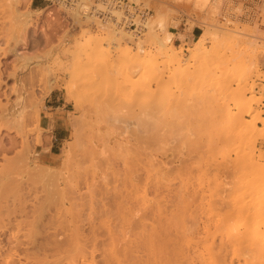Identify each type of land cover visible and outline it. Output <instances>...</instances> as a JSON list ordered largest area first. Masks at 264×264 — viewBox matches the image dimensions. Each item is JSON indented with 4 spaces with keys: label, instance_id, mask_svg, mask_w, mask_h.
<instances>
[{
    "label": "rangeland",
    "instance_id": "1",
    "mask_svg": "<svg viewBox=\"0 0 264 264\" xmlns=\"http://www.w3.org/2000/svg\"><path fill=\"white\" fill-rule=\"evenodd\" d=\"M54 1L55 0H18L15 3V5L18 6L20 12H29L32 18L31 24L29 25V29L26 33V47H23V49H21L20 38L22 37H20L19 30L15 27L16 23L12 21V19L5 11L6 8L4 0H0V49H11L13 47H16V49H19L18 53L21 54L20 57L17 58L12 54H8L6 57H3V55L0 53V69L2 73L0 75V80H2L1 82H3L0 84L2 86V89L0 86V94L4 92V95H0V102L4 103L6 102L5 99H10L9 102L18 104V112L21 111L23 114V119H25L22 120L21 123L23 129H19V131H17L18 126L14 125V121H12V124L14 125L13 126L11 124V120L6 121L7 123L0 120V133H8L11 138L15 139V149L9 150V153L7 152L6 157L11 158L15 155L16 151L22 150L25 145H28L31 149L33 160L36 162V164L40 166L46 165L57 169V173L55 174V176L46 180L44 177L38 176V174L31 168L21 166L16 168L14 166L8 165V163L0 161V205L6 206L7 209H12L18 208L20 207V205L25 204L27 209V215L19 214L16 212L13 213L11 211L7 212L6 209H2L3 212H1L0 214V219L4 225L2 224V227L0 229H2L3 231L0 230V232L4 234H0V244H4V246L7 247L8 243V246H10L12 242L17 243L21 241L24 245H26V248L29 247V249L27 250L28 255H32L30 257H33V259L28 258L27 261H30L31 263L33 262L32 264H51V262L54 261L53 258H56V254L53 251L52 253L54 254H52L51 252H49L50 250L45 252L41 250L39 251L37 250V247L33 246V244H40V242H43L42 245H46L48 240L46 241V239H44L46 243L45 241H43L44 234H36V236L30 238L29 229L32 228V223L36 227L41 226L42 232L45 231V234L65 232L66 235L65 233H63V235H65L64 238L67 237V239L71 236V234L74 233H71L74 229L75 232H81L85 230L87 231L89 227H93L95 230L94 233L96 234L95 236H99L97 237L98 246L96 247L97 251L95 252V256H97L100 254L99 252L105 251L108 248V243L106 241L109 240L108 238L111 236V234L109 232V235H107V233L111 229L112 231H117V234L115 232L117 236L115 234L112 235L116 236L115 238L118 237V231L123 230V233L119 234V237L117 238L118 240L115 238L113 239V237L111 236L112 240H117V242H121L120 244H126L125 242L130 241V238H132L131 240L135 239V235L138 231L133 227V216H137V212L139 210V212H141V209H145L147 205L149 208V204L151 205L150 207H152V205L157 207L156 200L158 201V199H155V196L157 195L160 199L158 201L159 203L157 202L158 206L160 204V207L158 208L159 210H163V212L160 211L159 213L161 215L165 213V216L168 215V213H172L169 212V209L170 211H173L174 209L176 213L173 211L175 214L172 213L171 215H175L177 218V212L179 213L181 211V213L178 214V219L181 218L180 222H182L183 225L181 226V223L179 222L180 226L183 227H180V232L183 234H189V236L188 234L186 235L189 240L186 239V236L183 237V234L181 236L179 235L180 233L176 234L177 229H174L175 227L173 228V224L177 222V224L179 225L178 219H176V222L173 221V224L171 222V228L175 230V232L171 230V228L169 227L170 225H168L169 223H166V221H169L166 220V217L168 216L164 217L165 223L163 221V215L162 218L159 219V226L162 225V227H164V224H166L168 227L165 225V229L170 228L169 230L171 232H169L168 234L170 235L171 233V236H168V239H171L172 237L178 240L179 243L175 239H173V243L177 242L180 245V248L176 246L177 244L175 245V248L178 247L180 251L178 248L176 250L181 253V250L184 249L183 252L186 254L189 253V256L191 254L190 257L192 258L191 259L190 257H188V255H186L185 257L183 253H181L182 255L179 253L180 255H178L184 256V258L180 257L183 258L180 259L179 257H175L174 260L177 258L178 260H180L181 264H193L195 262V264H197L199 259L196 260V257H199V255L195 252H199L203 245L201 243L203 242L201 241L202 239H199L205 236L202 235L205 234L204 230L206 228H208L209 230L212 228L211 231H213L214 226L216 227L221 219L229 222L228 225H232V223L236 222V220H238V222L240 221V217L234 212V208L236 206H233V196H237L238 193H240L241 181L238 179H241L240 177H242L246 173V169L243 170L242 168H240L239 171V168H231L228 162L230 161V159H233L235 157L234 155L236 151L233 152V149H235V147H233V144L231 145V143L230 145H228L229 141L226 142V139L225 142L223 140H220L223 138V136L227 135H224V133L221 132H225L224 129H222L223 126H225L224 128H228V126L226 125H230V121H228L226 118L230 117L228 116L230 113L231 117H234V121L236 123H234V125H230L234 128L230 129L232 127L229 126L230 128L228 129L230 131H228L227 129L225 133L228 132L229 134L230 132L231 134L232 132L233 134L235 127H239L238 130H235L234 134H236L237 132H241L244 137L247 135V133L244 132L246 134L245 135L243 133V129L253 121V119L255 118V114H258L259 123L257 124L256 131L249 132L248 137L250 140H248L250 142L246 140L244 142L245 145L243 144V146H248V143L254 144L256 154L260 156V162L263 163L264 166V135L260 134L264 131V0H129L135 3H145L144 5H147L152 11L147 29L142 33V35H139L140 37H137L140 41L143 42L144 47L147 50H151L152 52H154V50H156V48L158 47L156 39L165 40L167 42L168 48H171L175 52L181 51V55L187 65V67L185 65L183 66L187 68V73L183 70H180V72H184L185 76L183 77H186V75L188 76V85L187 83H184L185 81L181 80L182 75L180 74V77L178 75L180 73L178 70L180 68L182 69V67L177 65L178 67H180L178 68L176 65H174L173 67H170V69L165 71V75H168L170 73L172 75V73H174L175 77H179V81L178 78L177 80L176 78H174L175 82H173L174 79H172V84L170 86L165 85V88L161 86L162 88L157 89V91H154L156 90V86H154V84L151 88V90L155 92V96H157L158 94H166V96H169V101L173 100L172 103L174 102V105H170V107L172 108L168 107L166 108V110H164L165 108H161L162 111L160 110V113L159 110H155V112L153 111V114L156 115L155 117H161L160 114L162 113L161 118L163 120L165 119L166 122H168V120H171L174 126L171 131L169 127H167L168 129L166 128L168 131H170H167L168 134L164 131L165 127L164 130L161 131L164 132L163 134H165L166 137H168L165 138L166 141L164 142V144H161L160 141H162V139L164 138V136L162 137L163 134L161 133L162 138L160 137L161 139H158L160 143L158 144L161 145L160 147L162 148H159L157 146L158 144H155L158 141L157 139L153 140V143L155 142V145L153 143H151L150 145V141L153 138L151 139L150 136L146 137V135L152 136L154 134V131H151V123L153 122V119L151 120L150 116H146L143 119V126L141 124L138 125L137 122H130V120H127L129 123L127 121L121 122L123 123V126L121 125V127H124V123L127 124L125 125L126 129L123 128L122 130L120 127V130L118 128H114V131H110L109 127L111 128L112 126L107 125L108 128L105 124L103 126V122L113 114H109L110 112H112V108L116 109H114V111H116V113H114L115 116H120L118 117V119H121L122 116L126 118L125 115L127 112L133 113V111H130L131 108L134 109V112H139V108L144 107L145 102H147L151 96L153 97L154 94H149L150 91L148 93H139L136 91L137 94H135L136 92L134 91V93L132 90L128 89V87L126 90L125 82L123 84L122 80V69L124 66L121 65L122 67L119 69L120 64L116 62H114V64H116L117 66L115 65L114 68L117 67V69L120 70L117 71L116 69V71L114 72L115 74L117 73L116 76L112 73L113 76L110 74L109 75L113 78L109 76L110 80H104V78L101 77H99L98 79V76L95 77V75L94 81L93 74H89V72H86L84 69V56L75 54L74 49L75 47H79L85 43L88 34H96L101 31H106V34L108 36H113V33L111 30L103 26H98V24H95L91 21H88L87 24L83 23L81 26L78 25L65 12V8H63L60 3L58 4ZM179 17H186V20L181 24V27L178 26L180 23ZM96 20L99 21V19L95 18V22ZM108 25H110L115 30H117L118 28L117 25H114L110 22L108 23ZM64 32H66V35L63 34ZM197 43L202 44V47L204 49L203 54L199 56L195 55V48L197 46ZM128 44L132 47H135L134 40L128 41ZM76 50H78V48ZM224 54L227 57H229V55L227 54H230V57L225 60ZM40 55L45 57L46 59L43 58L42 60L38 61L37 57ZM97 56V58L94 57L92 61L94 66L98 65L97 62L102 60L101 58L104 57L102 55V57L99 58L101 54H98ZM27 57L32 59L29 61L25 59ZM104 60L105 59H103V61ZM224 60L225 62H223ZM100 64L98 66L102 65ZM237 66H239L240 69ZM19 68L23 69L19 71L16 82L13 79H10V76L7 77V75L12 73L14 70H20ZM203 68L205 71L203 70ZM209 68L211 69L209 70ZM124 70L127 71L126 69H123V71ZM138 70L133 69V71H135L133 73H135L136 76L138 74ZM212 70L215 71V74ZM209 71L210 73H212L210 74ZM128 72L130 73L132 72V70ZM145 72L147 73L145 74ZM148 72V69L139 70V73L141 75L145 74L146 79L148 77ZM207 73H209V77H207ZM135 75L131 78H134ZM211 75L212 77H214V80H212ZM142 77H144V75H142ZM100 78L104 81L103 83H100ZM149 78L150 77H148V79ZM208 78L211 80L210 82L208 81ZM94 83H96L95 87L98 83L101 86L91 88ZM50 84L52 85V89L46 92L44 95L45 90H47V87ZM183 85L185 87H183ZM228 86H231V88L234 89L235 93L244 92L246 95L245 100L243 102H239L237 99L234 100L233 98H231L230 95V98L226 97L224 91ZM13 87H15L14 90L12 89ZM123 89H125L127 93H125V90ZM183 92H185L187 96ZM138 93L142 97L147 95L146 97H148V99L146 98V100L144 97L146 101L144 100L145 102L143 103L141 100H139L140 104H138V97L136 96L139 95ZM145 93L147 94L145 95ZM167 93L170 95H167ZM109 98H114L111 99L112 108L110 109V111L107 109L109 107V104H107ZM157 98L160 99V96H158ZM39 99H41L42 104H40V106L35 109L36 102H38ZM248 102L250 103V105H252V108L254 110V112L250 115H246L245 112L243 113V111L246 110V107L248 106ZM107 105L108 107L106 108ZM139 105L141 106L139 107ZM105 108L108 111L103 110ZM35 110L39 111L35 112ZM126 110L128 111L126 112ZM141 110L142 109H140V111ZM123 112H125L124 115ZM132 113H127V115H130L131 117ZM113 117L114 116L112 115L111 118L113 119ZM112 119H108V121ZM145 119H148L149 123L148 121L146 123ZM102 120L104 121L102 122ZM224 120L225 123L228 121L226 125H223ZM135 123L138 126H135ZM9 125L13 126L14 128L12 127L11 129H9ZM131 127H134V129H132L133 131H135L136 129V131L141 132L139 133V135H136L138 133L135 132L133 136H142L145 132L144 136L146 137V139L148 138L147 140H150L148 145L147 143L145 144L147 140L141 137L137 138L142 139L141 141H145L143 143L148 146L147 148L151 146V148H153V145L155 146L154 148H156V150L151 148H149L151 150H146L147 148H145L144 145V151H146L143 152V154L145 155L146 153H148L149 157L152 158V161L154 162L155 160L154 163L158 162L159 164V162H161V165L165 169L170 166V163H173L172 165L174 168L172 167V165L171 168L172 170L174 169V171L172 172L171 169H167V171L161 170L165 174L156 173L155 170L158 169L160 171V169H163L161 168V166H159L160 164L154 165L155 167L153 165H150V167L152 166V169L146 168L145 164H147V161L145 162V160L148 158L146 156L147 154L145 155L147 158L145 156L143 158V154H141L142 158H140L141 160L144 159L143 161L145 163L143 166L147 170H145V168L142 166V161L138 164L139 166L141 164V166L139 167L140 171L149 173V170H153V167L155 168V170H153V172L155 173H149V176L147 173H145L147 175H145L144 173H142L143 175L140 174L141 172L138 168L137 172L139 173L136 172L137 175H140L141 179L144 177L143 179L145 180L144 183L143 180L141 183V179L139 178L140 176H137L140 180L138 178V180L133 179L136 177V174L133 175L134 173L131 175V172H128L130 174H127L128 177L130 176L128 178L126 173H123V171L125 172L128 165L124 167V165L122 164L121 166L119 161L117 163L119 170L116 166L114 167V172L116 170H118L117 172H120L119 174L115 172L116 174H114V176L120 175V173H122L123 177L124 175H126L124 177L125 179H130V182L128 181L127 183V180L125 179H123L124 181L122 180L123 182H121V178L120 180H117L115 179L116 176L113 179L109 178L111 176L113 177V175H108L109 177H106V180H109L110 182L111 179V182H108L107 184V181L105 180V184L101 177L102 180H100L101 183L99 184V180L97 178L99 177L100 179V175L96 177V180H98L97 184L100 185V187L98 186V188H96V192L102 191V189H105V187L106 189H112V187L115 186L114 188L120 189L118 190L119 192H124V190L126 192L127 190L126 193L129 192V196L126 193H123L124 195H126V198L117 202L102 200L101 196L97 197V195L94 198L90 199L89 197H87V194L91 189V176L90 174L85 175L84 170L87 169L89 171L92 167H94V160L92 159L91 155L90 157L88 156V152L91 150L95 151V154L97 155L95 160L100 159L101 161L102 159L103 162L105 160L104 156L105 158L106 156L108 157L106 159H110V154H113V151H116L115 149L119 141L122 142L123 145V141L126 138L132 139V135L131 133H129L130 129H127ZM162 128L159 129L161 130ZM143 129L146 130L143 131ZM159 129L158 131L160 132ZM220 129H222L223 131H220ZM132 130L131 132H133ZM117 131L118 133L120 132L119 137L117 136ZM148 131H150L149 134ZM112 132L115 133L117 137L115 135L111 136L110 134H112ZM151 132L152 134H150ZM213 135H216L215 137L217 138L218 136H222V138H218L217 140V138H215ZM248 137H245V139H247ZM120 138H122V141ZM131 139L128 140L130 145L127 141H125V143L127 142L129 146H131V143H134L135 145H132L136 146V140L134 142V139ZM112 141L117 145H114ZM183 142L185 143V145ZM211 142L212 145L215 144V147L210 146ZM39 143L41 144L38 145ZM119 144L121 145V143ZM123 146L121 147L125 148ZM132 147L128 149L129 151L130 149L131 151L135 150L133 151L135 153L136 148L133 147L132 149ZM208 147H211L210 150H212L210 151ZM226 147H228V149ZM68 148L71 149L70 155L67 161L63 162L61 159L62 150H67ZM215 148H217V150ZM105 149L107 152L103 151ZM119 149L121 148H117L118 151L116 152V154L114 153V155H112L114 157L111 156V162L114 158V162L118 161V159L121 158L119 157L120 155H118L119 153L121 154V152H119ZM161 149H164L165 152ZM206 149L209 151L207 152ZM125 150L126 149H123V151L121 150L122 153ZM148 151L153 152L150 153ZM154 151L156 152V154H154ZM101 152H105L110 156L106 155L105 153L101 154ZM124 153L123 155L125 156ZM128 153L130 155V152H127L126 154ZM134 153H131L132 157H134V155H132ZM206 154L208 157L206 156ZM117 155L119 158L117 157ZM87 156L88 158L86 159ZM126 157L128 158L130 156L127 155ZM229 157L230 159L226 160ZM131 159L129 158L130 161ZM129 160L127 159V162ZM149 160L150 159H148V161ZM223 160L226 161L223 162ZM164 161L167 163L170 162L168 164L169 166H167ZM221 163H226L223 165L227 167L224 168ZM229 166L231 169H228ZM121 167H123L124 169ZM128 167V169H130L131 165ZM120 168L123 170H121ZM199 169L202 170L200 171ZM203 171L206 172L203 173ZM109 172L111 171L109 170ZM154 174L157 175V179ZM122 175L120 176L122 177ZM161 175H164V177H162ZM147 176L151 178L153 177L156 180H158L159 177L160 179L163 178L160 182L161 186H163L164 183L165 185L168 184L167 186L169 187V190L166 189L165 192L164 189L167 186L164 185V189L160 187V190L162 189L161 191L159 190L161 192L160 197V192H157V194H155L154 192L153 195V191L151 192V189L153 190L152 186H154L155 181L153 178L152 180H150V178H148ZM165 176H167L168 178ZM116 178L119 179V176ZM149 181H154V183L152 184L150 182L149 184ZM138 182L141 183V185L144 184L148 187L140 185V188H138L137 191V188L133 190L136 185L135 183L139 185ZM132 183H134V186ZM131 185L133 186V188L131 187ZM239 186L240 189L238 188ZM144 187H146L148 190ZM129 190H132V192ZM141 190L142 192H140ZM177 191H179L180 193L182 192L181 196H183V198H181L180 195L179 197L182 200H185V202L182 200L179 201L177 195L180 193ZM197 191H200L201 193H198ZM167 192H169L170 198L166 197L167 199L165 200V198H163L165 196L162 195L168 196ZM193 194H195L194 196H196L194 197V199L192 198ZM141 195L145 197H142ZM186 195L191 197L192 201H190V199H188L189 197H186ZM82 196L83 198L81 199ZM139 196L141 197L139 198ZM244 196V198H247V200L245 201H248L247 195ZM154 200L155 203L153 202ZM181 201L182 203L180 205ZM152 202L154 204H152ZM102 204H105V207H103ZM162 205L168 206V210L165 206L161 208ZM171 206H174V208ZM39 208H42V210H40ZM99 208H106L108 210V213L101 214V212H94L100 211ZM164 208H166L165 210H167L168 213L167 211H164ZM36 209L38 210L37 212ZM148 211L151 212V215H154L156 213L155 210L154 213L150 209H148ZM74 212L75 214H78L80 212L79 216L77 215V218H75V216H72L74 215ZM40 213L44 215L45 218L43 217V219L45 221L43 219H40V222L38 218L39 216H36V218H34L35 215H38ZM181 214H183V217ZM1 215H4L5 217H2ZM7 215H9V218L7 217ZM90 215H93L94 218L92 217V219H90ZM180 215L181 217L179 218ZM40 218H42V216ZM130 219L131 222H129ZM251 219L253 218H250L248 223L258 220L257 218H254L253 221ZM173 220H175V218ZM148 221L150 222L151 220ZM177 224L175 225L176 227ZM58 228H60L61 230L59 231ZM165 229L161 230H163L164 232ZM186 229H188V232ZM167 232H165L164 235H166ZM27 235L29 236V238ZM63 235L60 234L59 237L61 238L63 237ZM122 235L123 237H121ZM162 237L164 236L162 235ZM7 238L9 239V242ZM182 238L183 240L185 239L183 242L181 240ZM34 239H36L35 242L29 244V242ZM186 240H188L189 242ZM198 241H201L199 243L200 245L198 244ZM171 242L172 240L170 241V243ZM185 242L188 243V245ZM173 243L172 245L175 244ZM14 244L12 246H14ZM185 244L187 245V247L185 246ZM22 245L21 248L24 247ZM132 245L134 246V244ZM193 245H195L196 247H194ZM187 248H189V252ZM185 250L187 252H185ZM190 251H192L193 253H190ZM15 253L19 252L15 251ZM70 253L71 252H69V254L67 253L68 256H70ZM67 254L65 252L60 253L59 257L62 262H66L64 259L65 257L67 259ZM139 254L140 256H146L145 252L143 254V251H140ZM46 255L47 257H45ZM193 255L194 257H192ZM63 256L65 257L63 258ZM15 257L16 255L13 256L14 259H16ZM21 257L22 255L20 256V258ZM31 259L34 261L36 260V263H34V261H32ZM21 261H25L24 258H22ZM175 261V264H180V262H178L177 260Z\"/></svg>",
    "mask_w": 264,
    "mask_h": 264
},
{
    "label": "bare ground",
    "instance_id": "2",
    "mask_svg": "<svg viewBox=\"0 0 264 264\" xmlns=\"http://www.w3.org/2000/svg\"><path fill=\"white\" fill-rule=\"evenodd\" d=\"M18 0H4V3H5V8H6V12H7V14H8V16L12 19V21L13 22H15L16 24H15V27H16V29H18L19 30V33H20V37H22V38H20L21 40H20V43H21V45H20V48L21 49H23V47H26V33H27V31H28V29H29V25L31 24V16H30V14H29V12H23L22 13V11L20 12V10H19V8H18V6H16L15 5V3L17 2ZM24 1V0H23ZM131 4H132V8L134 9H136V6H138V7H141V8H137L136 10H134V11H136V14H137V17L139 18V21H140V24L143 26V31L141 32V35H142V33L147 29V25H148V22H149V20H150V18H151V15H152V11H151V9L147 6V5H144L142 2H139V3H135V2H133V1H129ZM62 6H63V8H65L64 10H66L65 12L74 20V22H76L78 25H82L83 23H86L87 24V22L88 21H91V22H94L95 24H98V26H103V27H105V28H107V29H109V30H111L112 31V33H113V36H108L106 33V31H101V32H99V33H96V34H88V36H87V40L85 41V43L83 44V45H81V46H77V47H75V49H74V52H75V54H77V55H83L84 56V60H85V63H84V69H85V71L86 72H89V74H93V78H94V76L95 77H97L98 76V79H99V77H101V78H104V80H110V77H112L113 75H112V73L116 76L117 75V73L115 74L114 72L116 71V69H117V67L116 68H114V66L116 65V64H114V62H116V63H119L120 64V66H119V69L122 67L121 65H123L124 67H123V69H126L127 71H123V69H122V72H123V84H124V82H125V85H126V90H127V87H128V89H130V90H132L133 92L135 91H137V92H139V93H144V92H149L150 91V93L149 94H154L155 92L154 91H157V89H161L162 87L163 88H165L166 86L165 85H171L172 83V79H174V78H176V80H177V78H178V81H179V77H180V74L182 75V78H181V80L182 81H185L184 83H187V81L189 80V78H188V76L186 75V77L188 78H186V77H183V76H185V74H184V72H180V70H183V71H185L186 72V70H187V68H185V67H183L184 65L187 67V65H186V62H185V60L183 59V57H182V55H181V51H177V52H175V51H173L171 48H168V46H167V42L165 41V40H162V39H156L157 41V43H158V47L156 48V50H154V52H152L151 50H147L145 47H144V45H143V42L142 41H140L139 40V38H137V37H140V36H138V35H136L135 33H133L134 31H130V30H123V28L122 29H120V27H118L117 28V30H115L114 28H112L110 25H108V23H103V22H100V20L98 21V20H96V22H95V18H92V17H90V18H88L87 16H86V14L85 13H83L84 12V10L86 9V6H84V5H82L81 6V3L79 2V0H74V3L73 4H66V3H62L61 4ZM149 10V14H147V12L146 11H148ZM93 20V21H92ZM98 21V22H97ZM89 24V23H88ZM91 24V23H90ZM86 26V25H85ZM67 32V31H66ZM66 32H64L63 34L64 35H66L65 33ZM134 37V38H132V37ZM132 40H134V43H135V47H132V46H130L129 44H128V41H132ZM78 48V50H76ZM18 48L16 49V47H13V48H11V49H0V53L3 55V57H6L8 54H12V55H14V56H16L17 58H19L20 57V53H18ZM203 52H204V49H203V47H202V44H200V43H197V46H196V48H195V55H202L203 54ZM98 54H101V56H99V58L100 57H102V55L104 56L103 58H101L102 60H100V61H98L97 63H98V65L100 64L101 66H98V65H96V66H94L93 65V59H94V57H96ZM225 55V54H224ZM227 55H229V57H230V54H227ZM236 56V55H235ZM234 56V57H235ZM98 57V56H97ZM96 57V58H97ZM227 56L225 55V57H224V59L226 60V59H228L229 57H227ZM46 59L45 57H43V56H38L37 57V59H38V61H40V60H42V59ZM25 59H27V60H31L32 58H25ZM103 59H105L104 61H103ZM225 60L223 61V62H225ZM38 61H37V63H38ZM95 61V60H94ZM101 61H103V62H101ZM240 64H241V62H240ZM0 65H1V62H0ZM4 65V64H3ZM2 65V66H3ZM107 65V66H106ZM174 65H178V66H180V67H182V69L180 68V67H178V68H180L178 71L180 72L178 75H179V77H175V74L174 73H172V75H171V73L170 74H168V75H165L166 73H165V71L166 70H168V69H170V67H173ZM239 65V64H238ZM103 66H106V67H103ZM117 66V65H116ZM161 66V67H160ZM109 67V68H108ZM163 67V68H162ZM206 67V66H205ZM208 67V66H207ZM238 68H239V66H237ZM115 70H114V69ZM183 68H185V69H183ZM232 68H234V67H232ZM20 70H14L12 73H10L9 75H7V77H11L10 79H13L15 82L17 81V78H18V73H19V71H21L23 68H19ZM119 69H117V71L119 70ZM133 69H139V70H149V72H148V74H147V76L148 77H150L149 79H148V77H147V79L145 78V74L147 73V72H145V74H142V75H144V77H142V75L139 73V70H138V74H137V76L135 75V73H133V72H135V71H133ZM165 69V70H164ZM206 69V68H205ZM211 68H209V70H210ZM240 69V68H239ZM132 70V72H128V71H131ZM203 70H204V68H203ZM202 70V71H203ZM232 70V69H231ZM120 71V70H119ZM150 71H151V73H150ZM205 71V70H204ZM213 71V70H212ZM233 71V70H232ZM208 72V71H207ZM119 73V72H118ZM131 73H133V74H131ZM149 73H150V76H149ZM187 73V72H186ZM209 73H210V71H209ZM209 73H207V77H209ZM212 73V72H211ZM210 73V74H211ZM213 73L215 74V71H213ZM2 73H1V69H0V75H1ZM112 75V76H110V75ZM205 74H206V72H205ZM135 75V79L134 78H131V77H133ZM110 76V77H109ZM118 76H119V74H118ZM121 76V75H120ZM214 76V75H213ZM92 77V76H91ZM100 78V79H101ZM113 78V77H112ZM119 78H121V77H119ZM211 78H212V80H214V77H212V75H211ZM1 79V78H0ZM133 79V80H132ZM187 79V80H186ZM207 79V78H206ZM209 79V78H208ZM92 80V79H91ZM94 81H95V78L93 79ZM180 80V81H181ZM2 80H0V84L1 83H3V82H1ZM181 81V82H182ZM209 82L211 81L210 79L208 80ZM91 82H93V81H91ZM98 82V81H97ZM103 83L104 81L101 79L100 80V83ZM173 82H175V79L173 80ZM214 82H216V81H214ZM89 83H90V81H89ZM170 83V84H169ZM180 83V82H179ZM183 83V82H182ZM217 83H219V82H217ZM220 83H221V81H220ZM5 84V83H4ZM95 84L96 83H94V85H92L91 86V88H96L97 86H101L99 83L97 84V86L95 87ZM154 84V86H156V90H154V91H152L151 90V88H152V85ZM181 84V83H180ZM187 85H188V83H187ZM186 85V86H187ZM222 85H223V83H222ZM1 86V85H0ZM122 86H124V85H122ZM162 86V87H161ZM182 87V86H181ZM183 87H185L184 85H183ZM14 88L15 87H13L12 89L14 90ZM125 88V87H124ZM155 88V87H154ZM1 89H2V86H1ZM0 89V90H1ZM52 89V85L50 84L48 87H47V90H45V92H44V95H45V93L46 92H48L49 90H51ZM184 89H186V88H184ZM3 90H5V89H3ZM2 90V91H3ZM123 90H125V89H123ZM125 90V93H127V91ZM128 92H129V90H128ZM132 92V93H133ZM134 92V93H135ZM137 92L135 93V94H137ZM225 92V94H226V97H229V95L231 96V98H233L234 100L235 99H237L239 102H243L244 100H245V93L243 92V93H235V91H234V89H232L231 88V86H228L227 88H226V90L224 91ZM7 93V92H6ZM130 93H131V91H130ZM138 93V94H139ZM147 93H145V95L147 94ZM185 95H186V93L185 92H183ZM183 94V95H184ZM0 95H4V92H2V94H0ZM143 95V94H142ZM167 95H170V94H168L167 93ZM183 95H182V97H183ZM207 95V94H206ZM137 97H138V102H139V100H141L143 103L148 99V97H146V96H144L145 97V99H144V97H142L140 94L139 95H136ZM139 96H140V98H142V99H140L139 98ZM149 96V95H148ZM158 96H160V99L159 98H157ZM187 96V95H186ZM150 97V96H149ZM167 97V98H166ZM168 97L169 96H166V94H158L157 96H155V94L153 95V97L151 96L150 98H149V100L147 101V102H145V106L144 107H142V108H139V112L137 111V112H134V109L133 108H131V109H133V110H131L130 109V111H133V113L132 112H127L128 110H126V112L129 114V113H132V115H131V117H130V115L128 116L127 115V113H126V115H125V117L126 118H124L123 116L121 117V119L119 118L118 119V117H120V116H118V114H117V116L118 117H116L115 116V114L114 113H116V111H114V109L112 108V103H111V99H114V98H109L106 102H107V104H109V107H108V105L106 106V108L110 111V109L112 110V112H108L109 114H112L114 117H115V119H114V117H113V119L111 118L112 117V115L108 118V119H112V120H109L108 121V119L107 120H102V122H103V126H104V124L107 126H112L111 128H112V130H111V128L109 127V129H110V131H114V128H118L119 130H120V127H121V125L123 126V123H121L122 121H129L130 120V122L132 121V122H137L138 123V125L139 124H141L142 126H143V123H144V121H143V119L147 116H150L151 117V120L153 119V122L151 123V127H152V129H151V131L153 130L154 132V134L151 136V135H146V137L147 136H150L151 137V141L150 140H147L146 139V137L144 136L145 135V132L143 133L144 135H142V136H133V134H135V132H137L138 134H136V135H139V133H141V132H138V131H136V129H135V131H133L132 129H134V127L132 128H127V129H130V131H129V133H131V135H132V139L131 140H133L134 139V142H135V140H136V146H134L135 144L134 143H131V146H129L130 145V143H129V141L128 140H130L129 138L127 139L126 137V139L123 141L124 143H125V141H127L128 142V144H127V142L125 143L126 144V146H125V144L123 143V145H122V142H118L117 144L118 145H120L119 143H121V145L120 146H118L116 143H114L115 142V140H114V142H113V144L114 145H117V147L116 146H114V147H116V151H113L115 154H116V152L118 151L117 150V148H121V149H119L120 151L119 152H121V154L119 153L118 155H120L119 157H121L120 159H118V161H116V162H114L113 160L115 159H112V162H111V158L112 157H114V156H112V155H114V153L112 154H107V153H105V152H107L106 151V149L105 150H103V151H105V152H101V154H103V153H105L106 155H109L110 157V159H106V158H108L107 156H106V158H105V156H104V164H103V162H102V159H101V161H100V159L99 160H95L96 159V157H97V155L95 154V151H93V150H91V151H89L88 153V156L90 157V155H91V157H92V159L94 160V167H92L89 171L87 170V169H85L84 170V174L85 175H87V174H90V176H91V189H90V191L88 192V194H87V197H89L90 199H92V198H94L96 195H97V197L98 196H101V198H102V200H106V201H110V202H117V201H119V200H124L126 197V195H124L123 193H126L127 192V190H126V192H125V190H124V192H119L118 190H120V189H117V188H114V187H112V189H109V188H107L106 189V187H105V189L103 190L102 189V191H100V192H96V188H98V186L100 187V185H98L97 183H98V180H99V184L101 183L100 182V180H102L103 179V181H104V183L107 181L106 179L109 177L108 175H113V177L111 176V177H109V178H113L114 179V177L116 176V177H118L119 176V179L118 178H116L115 177V179H117V180H120V178H121V182H123L124 180L123 179H125L124 177L128 174V175H130L128 172H131V175L133 174V175H135L136 174V177L135 176H131V177H135V178H133V179H137L139 176L137 175V173H139V172H137L138 171V168L141 166V164H140V166L138 165L140 162H142L143 160H141V158H142V156H141V154H143V152H145L146 150H148L149 148H151V147H149V148H147L148 146H146L145 144L147 143V145L149 144V141H150V145H151V143H153V140H155V139H159L160 137H161V135L164 133V132H161L162 130H164V127H165V133L168 131L167 129V127H169V129H170V131L173 129V123L171 122V120H168V122H166L165 121V119L163 120L161 117H162V113L160 114V116L161 117H159V118H161V119H159L158 117H155L156 115L155 114H153V111L155 112V110H159V113H160V110L162 111V109H164V110H166V108H168V107H170V105H172L173 103H172V101L173 100H171V101H169V99H168ZM172 97V96H171ZM185 97V96H184ZM6 98H8V97H6ZM41 98H44V97H41ZM174 98H176V97H174ZM173 98V99H174ZM200 98V97H199ZM202 98V97H201ZM230 98V97H229ZM159 99V100H158ZM177 99H178V97H177ZM182 99H185V98H182ZM206 99V98H205ZM9 100L10 99H5V101L6 102H4V103H1L0 102V120H2L3 122H6V121H10L11 120V124H12V121H14L13 123H15L14 125H17L16 127H17V131H19V129H23L22 128V120H25V119H23V114H22V112L20 111V112H18V110H19V105L18 104H15V103H11V102H9ZM145 100V101H144ZM199 100H202V99H199ZM204 100V99H203ZM153 101V102H152ZM158 101V102H157ZM175 101H177V100H175ZM42 101H41V99H39V101L38 102H36V105H35V109H37L39 106H40V104H42L41 103ZM180 102V101H179ZM143 103H141V104H143ZM138 104H140V102L138 103ZM248 104V106L246 107V110H244L243 111V113L245 112V114L246 115H250L251 113H253L254 112V110H253V108H252V105H250V103L248 102L247 103ZM174 105V104H173ZM141 105H139V107H140ZM114 107V106H113ZM136 107H138V106H136ZM103 109V110H107V109ZM135 108V107H134ZM145 108V109H144ZM162 108V109H161ZM170 108H172V107H170ZM137 109V108H136ZM140 109H142L141 111H140ZM102 110V111H103ZM107 110V111H108ZM116 110V109H115ZM164 110H163V113H164ZM170 110V109H169ZM39 110H35V112H38ZM241 111V110H240ZM158 112V111H157ZM166 112V111H165ZM229 112V111H228ZM227 112V113H228ZM125 114V112H123V115ZM157 114V113H156ZM158 115V114H157ZM228 116H230V117H226L227 118V120L228 121H230L229 122V124L230 125H234V123H236L235 121H234V117H231V113L228 115ZM130 119H129V118ZM128 118V119H127ZM230 120H229V119ZM117 119V120H116ZM124 119H126V120H124ZM146 120V123H147V121H148V119H145ZM150 120V119H149ZM226 120V121H227ZM241 120V119H240ZM106 121H108V122H106ZM127 121V122H128ZM165 121V122H164ZM227 121V122H228ZM233 121V122H232ZM242 121V120H241ZM241 121H238V122H241ZM24 122V121H23ZM106 122V123H105ZM226 122V123H227ZM7 123V122H6ZM129 123V122H128ZM145 123V124H146ZM148 123H149V121H148ZM226 123H225V120H224V123H223V125L225 124L226 125ZM259 123V116H258V114H255V118L253 119V121L251 122V123H249L244 129H243V133L244 132H246L247 133V135L245 136V137H248V134H249V132H255L256 131V128H257V124ZM9 124V123H8ZM172 124V125H171ZM242 124V123H241ZM13 125V124H12ZM13 125V126H14ZM125 125H127L126 123H124V127H121V130L123 129V128H125ZM136 123H135V126H138ZM148 125V124H147ZM147 125H146V128H147ZM230 125H226V126H228V128H230V127H232V128H230V129H233L234 127L233 126H230ZM237 125H239V124H237ZM10 127H9V129H11L13 126H11V125H9ZM105 126V127H106ZM108 126H107V128H108ZM132 126V125H131ZM162 126H163V128H162ZM222 126V125H221ZM230 126V127H229ZM243 126V125H242ZM7 127V126H6ZM15 127V128H16ZM128 127V126H127ZM150 127V126H149ZM150 127V128H151ZM225 126H223L222 127V129H224V131L226 132L227 131V127L226 128H224ZM14 128V127H13ZM159 128H162L161 130L159 129ZM167 128V129H166ZM237 127H235V130H238V128L236 129ZM248 128V129H247ZM126 129V128H125ZM158 129L160 130V132L158 131ZM222 129H220V131L222 130ZM15 130V129H14ZM115 130H117V129H115ZM131 130L133 131V132H131ZM140 130V129H139ZM146 130V129H145ZM144 129H143V131H145ZM148 130V129H147ZM235 130L233 131L234 133H235ZM245 130V131H244ZM250 130V131H249ZM44 131V130H43ZM128 131V130H127ZM126 131V132H127ZM170 131H168V132H170ZM223 131V130H222ZM228 131H230L229 129H228ZM248 131V132H247ZM149 132L150 131H148V134H149ZM168 132H167V134H168ZM225 132H221V133H224V135L225 134H227L226 136H223V138H222V136H218V138L220 139V138H222V139H220V140H223L224 142H225V139L227 140L226 142H228L229 141V143H228V145H230V143H231V145L233 146V147H235V149H233L234 151L233 152H235V157L233 158V159H230V157L228 158V159H226V160H229L230 159V161L228 162L229 164H230V166H231V168L233 167V169H237V168H239L238 170L240 171V168H242L243 170H248V171H246L245 170V174L242 176V177H240L241 179H238V180H240L241 182V190H240V193H238V195L236 196H233L234 198V204H233V206L235 205L236 207L234 208V212L236 213V215H238L239 217H240V221L238 222V220H236V222H231L232 223V225H228L229 224V222H226V220H223V219H221V221L216 225V227L214 226V230L213 231H211V229L209 230L208 228H206L205 230H204V233L205 234H202V235H205L204 237L203 236H201V237H203V238H200L199 240H201V241H203V242H201L203 245H202V247H201V249L199 250V252L197 251V252H195V253H197L198 255H199V257H196L197 259L196 260H198V262H197V264H236V263H238V264H264V166H263V163H261L260 162V156L259 155H257L256 154V150H255V145L254 144H252V143H248V146H243V144H244V142L246 141V140H248L249 139V137L247 138V139H245V137H244V135L241 133V132H237L236 134H232V132H231V134H230V132H229V134H228V132L227 133H225ZM109 133H111V132H109ZM120 133V132H119ZM119 133H118V131H117V136L119 137ZM128 133V132H127ZM128 133V134H129ZM162 133V134H161ZM217 133H219V132H217ZM239 133H241V134H239ZM146 134H147V131H146ZM150 134H152V132L150 133ZM261 135H264V131L263 132H261L260 133ZM111 136L112 135H115V133H113L112 132V134H110ZM131 135H129V136H131ZM141 135V134H140ZM223 135V134H222ZM116 136V135H115ZM116 136V137H117ZM164 136V138L162 139V141H160V143L161 144H164V142L166 141L165 140V138H168V137H166L165 136V134H163L162 135V137ZM169 136V135H168ZM214 136V135H213ZM216 136V135H215ZM214 136V137H215ZM123 137V136H122ZM137 137H141V138H143V139H145V140H147L146 142L145 141H141L142 139H140V138H137ZM145 137V138H144ZM161 137V138H162ZM188 137V136H187ZM202 137V136H201ZM225 137V138H224ZM124 138V137H123ZM160 138V139H161ZM186 138V137H185ZM215 138H217V137H215ZM218 138H217V140H218ZM121 139V141H122V138H120ZM150 139V138H149ZM159 139V140H160ZM170 139V138H169ZM211 139H212V137H211ZM214 139V138H213ZM15 139H13V138H11V136L8 134V133H0V161L1 162H4V163H8V165H10V166H14V167H27V168H31V169H33L37 174H38V176H40V177H44L46 180H48V179H50V178H52V177H54L55 176V174L57 173V169H55V168H53V167H50V166H40V165H38V164H36V162L33 160V155H32V153H31V149H30V147L28 146V145H25L24 146V148L22 149V150H18V151H16L15 152V155L14 156H12L11 158H9V157H6V154H7V152L9 153V150H11V149H15V141H14ZM156 140V141H157ZM159 140L155 143L156 145L159 143ZM172 140V139H171ZM174 140V139H173ZM187 140H188V138H187ZM191 140V139H190ZM244 140V141H243ZM250 140V139H249ZM248 140V141H249ZM142 143H141V142ZM175 141V140H174ZM185 141V140H184ZM194 141V140H193ZM247 141V142H248ZM143 142H145V144L143 143ZM189 142V141H188ZM196 142V141H195ZM218 142V141H217ZM220 142H222V141H220ZM224 142H222V143H224ZM250 142V141H249ZM153 143V144H154ZM159 143V144H160ZM167 143V142H166ZM165 143V144H166ZM184 143V142H183ZM197 143H198V140H197ZM196 143V144H197ZM215 143V142H214ZM219 143V142H218ZM41 143H39L38 145H40ZM113 144H112V147H113ZM132 144H134V145H132ZM154 144V145H155ZM157 145L159 148H162V147H160L161 145ZM211 145L210 146H214L215 147V144L214 145H212V142L210 143ZM129 147H128V146ZM144 145H145V148H147L145 151H144ZM153 145V148H151V149H155L156 150V148H154L155 146ZM182 145V144H181ZM184 145H185V143H184ZM218 145V144H217ZM227 145V146H228ZM245 145V144H244ZM247 145V144H246ZM121 146H123V147H125V148H122ZM135 147L136 148V152L134 153L133 151H135V150H132L131 151V149H130V151H129V149L128 148H130V147ZM128 147V148H127ZM133 147H132V149H133ZM164 147V146H163ZM213 147V148H214ZM71 148V147H70ZM70 148H68L67 150H62V153H61V159H62V161L63 162H66L67 161V159H68V157H69V155H70V151H71V149ZM134 148V149H135ZM166 148H168V147H166ZM209 148V150H210V148L211 147H208ZM227 149H228V147H226ZM111 149V148H110ZM123 149H126L123 153L125 154V156L123 155V153H122V151H123ZM128 149V150H127ZM151 149H149V150H151ZM178 149V148H177ZM216 150H217V148H215ZM219 149V148H218ZM221 149V148H220ZM224 149V148H223ZM122 150V151H121ZM161 150H163L164 152H165V150L164 149H161ZM207 150V149H206ZM209 150H207V152L209 151ZM212 150V149H211ZM210 150V151H211ZM172 151V150H171ZM219 151V150H218ZM231 151V150H230ZM127 152H130V155H129V153L128 154H126ZM148 152H150V153H152L153 151H148ZM161 152V151H160ZM160 152H159V154H160ZM37 153V152H36ZM131 153H134V154H132V155H134V157H132L131 156ZM147 154V155H146ZM145 155L148 157H146L144 154H143V158H144V156L147 158L146 160H145V162L147 161V164H145V167L146 168H148V169H152L151 167H150V165H156V164H158V162H157V160H156V162L157 163H154L155 162V160H154V162L152 161V158L151 157H149V155H148V153H146ZM154 154H156V152L154 151ZM153 154V155H154ZM211 154V153H210ZM223 154V153H222ZM230 154V153H229ZM93 155V156H92ZM118 155H117V157H118ZM130 156V157H126V156ZM218 155H220V154H218ZM217 155V156H218ZM224 155V154H223ZM88 156L86 157V159L88 158ZM161 156V155H160ZM206 156H207V154H206ZM227 156V155H226ZM116 157V156H115ZM118 157V158H119ZM131 157H132V159H131ZM141 157V158H140ZM208 157V156H207ZM212 157H214V156H212ZM228 157V156H227ZM129 158L131 159V161L129 160ZM140 158V159H139ZM204 158V157H203ZM117 159V158H116ZM127 159L129 160L128 162H129V164L131 165V167H130V169H128L129 167L128 166H130L129 164H128V162H127ZM134 159V160H133ZM148 159H150L149 161H148ZM155 159V158H154ZM205 159V158H204ZM132 160H133V162H132ZM141 160V161H140ZM210 160V159H209ZM216 160V159H215ZM225 160V161H226ZM120 161V164H121V166H122V164L124 165V167L125 166H127L126 167V170H127V172H126V170H125V172L123 171V173L125 174L126 173V175H124V177H123V175H122V173H120V175H122V177L120 176V175H115L114 176V174H116L115 172H117L118 170H119V168H118V162ZM151 161V162H150ZM208 161V160H207ZM211 161V160H210ZM224 160H223V162H225ZM114 162V163H113ZM135 162V163H134ZM138 162V163H137ZM144 161L142 162L143 164H142V166L144 165V163H145ZM165 162V161H164ZM172 162H173V160H172ZM180 162V161H179ZM222 162V161H221ZM98 163H100V164H98ZM115 163H116V165H115ZM148 163H151V164H148ZM170 163V162H169ZM169 163H167V162H165V164L167 165V166H169L168 164ZM160 164V165H159ZM159 166H161V168H163V166L161 165L162 163L161 162H159ZM173 164V163H172ZM171 163H170V168L169 167H167V169H171L172 170V168H171V165H172ZM183 164V163H182ZM217 164V163H216ZM218 164H220V163H218ZM222 164V166H224V168L225 167H227V166H225V165H223V164H226V163H221ZM149 165V166H148ZM157 165V166H158ZM117 166V168H118V170H116L115 172H114V170H115V168L114 167H116ZM176 166V165H175ZM217 166V165H216ZM230 166L228 167V169H231L230 168ZM120 167V166H119ZM144 167V166H143ZM144 167V168H145ZM155 167V166H154ZM153 167V170H155V168ZM172 167H173V165H172ZM116 168V169H117ZM121 168H123V167H121ZM120 168V169H121ZM145 168V170H147ZM160 168V167H159ZM174 168V167H173ZM179 168V167H178ZM182 168H184V167H182ZM216 168V167H215ZM124 169V168H123ZM123 169H121V170H123ZM167 169H165V168H163V169H160V171L157 169V170H155V172L156 173H161V174H163L164 172L163 171H167ZM187 169V168H186ZM220 169V168H219ZM218 169V170H219ZM109 170L111 171V172H109ZM130 170V171H129ZM153 170H149V173H155V172H153ZM161 170H163V171H161ZM178 170V169H177ZM188 170V169H187ZM200 170V169H199ZM202 170V169H201ZM200 170V171H201ZM205 170V169H204ZM237 170V171H238ZM139 171H140V168H139ZM152 171V172H151ZM158 171V172H157ZM174 171V169L172 170V172ZM231 171H233V170H231ZM120 172V171H119ZM119 172H117V174H119ZM137 172V173H136ZM141 172V171H140ZM183 172V171H182ZM204 172H206V171H203V173ZM142 173H144L143 171L140 173V174H142ZM145 173H147L148 174V176L150 175L148 172H145ZM144 173V174H145ZM171 173V172H170ZM170 173H168V174H170ZM177 173V172H176ZM176 173H173V174H176ZM185 173V172H184ZM210 173V172H209ZM147 174H145V175H147ZM165 174V173H164ZM178 174V173H177ZM101 175V176H100ZM128 175H127V177H128ZM143 175V174H142ZM155 175V177H156V179H157V175L156 174H154ZM179 175V174H178ZM203 175V174H202ZM97 176H100V179H99V177L97 178L98 180H96V177ZM138 176V177H137ZM147 176V177H148ZM159 176H160V174H159ZM162 176V175H161ZM168 176V175H167ZM167 176H165V177H167ZM206 176V175H205ZM101 177H102V179H101ZM107 177V178H106ZM130 177V176H129ZM128 177V178H129ZM143 177V176H142ZM146 177V178H147ZM162 177H164V175L162 176ZM169 177H170V175H169ZM140 179H141V176L139 177ZM138 178V179H139ZM144 178V177H143ZM141 179V183H142V180H143V183H144V179ZM148 178H150V180H152V178L151 177H148ZM168 178V177H167ZM137 179V180H138ZM139 179V180H140ZM154 179V178H153ZM156 179H154V181H155V184H154V186H152L153 187V190L151 189V192L153 193V195H154V192H155V194H157V192H160L162 189H164V185H165V183L164 182H162V183H164L163 184V186H161V179H163V178H161L160 179V177H159V179L158 180H160V181H158V180H156ZM164 179H166V178H164ZM106 180V181H105ZM123 180V181H122ZM125 180H127V179H125ZM149 180V179H148ZM115 181V180H114ZM128 181L130 182V179H128L126 182L128 183ZM154 181L153 182H151V181H149V184H150V182L153 184L154 183ZM165 181V180H164ZM49 182V181H48ZM108 182H109V180L107 181V184H108ZM110 182H111V179H110ZM109 182V183H110ZM158 182V183H157ZM139 183V182H138ZM141 183H139V185L137 184V183H135L136 185H135V187H134V189L133 190H135V188H137L136 189V191L138 190V188H140L139 186L141 185ZM148 183V182H147ZM146 183V184H147ZM239 183V184H240ZM49 184V183H48ZM106 184V183H105ZM131 184V183H130ZM133 184V186H134V183H132ZM148 184V185H149ZM102 185V184H101ZM142 185H144V184H142ZM141 185V186H142ZM168 184H166L165 186H167ZM133 186L131 185V187L133 188ZM144 186H146V187H148L147 185H144ZM146 187H144V188H146ZM160 187H162V189L160 190ZM239 189H240V186L238 187ZM57 189H58V187H57ZM142 189V188H141ZM147 189V188H146ZM166 189H168L169 190V187L167 186V187H165V189H164V191L166 190ZM100 190H101V188H100ZM148 190V189H147ZM160 190V191H159ZM121 191H123V190H121ZM129 191H131L132 192V190H129ZM146 191V190H145ZM163 191V192H164ZM181 191V190H180ZM140 192H142V190L140 191ZM162 192V193H163ZM166 192V191H165ZM170 192V191H169ZM169 192H167L168 193V196L167 195H162V196H165V197H163V198H165V200L167 199L166 197H168V198H170V196H169ZM172 192H174V191H172ZM171 192V193H172ZM177 192H179V191H177ZM198 192V191H197ZM200 192V191H199ZM198 192V193H199ZM262 192H263V194H262ZM129 193V192H128ZM128 193H126L127 195H128ZM145 193V192H144ZM180 193V192H179ZM182 193V192H181ZM178 194L177 195V193H176V195H177V197L179 198V201L180 200H182L181 198H183V196H181L182 194ZM201 193V192H200ZM237 193H235V194H237ZM243 193V194H242ZM140 194H142V193H140ZM147 194V193H146ZM159 194V193H158ZM165 194V193H164ZM243 196H242V195ZM160 195H161V192H160V194H159V197H160ZM175 195V196H176ZM179 195H180V197H179ZM192 195V194H191ZM190 195V196H191ZM195 194H193V199H194V197H196V196H194ZM244 195H247V197H248V201H245V200H247V198H244L245 196ZM129 196V195H128ZM127 196V197H128ZM142 197H145V196H143V195H141ZM141 196H139V198L141 197ZM263 196V197H262ZM156 198L155 199H158V201L160 200L159 198H158V196L156 195L155 196ZM186 197H189V196H187L186 195ZM83 198V196L81 197V199ZM177 198V199H178ZM192 198L191 197H189L188 199H190V201H192ZM263 198V199H262ZM80 199V200H81ZM142 199H145V198H142ZM161 199H162V197H161ZM157 200H156V206L157 207H155V206H153L152 205V207H150L151 205L149 204V208H148V205H147V207L144 209V208H142L141 209V212H137V216H133V227H134V229H136L138 232L136 233V235H135V239L134 240H131L132 238H130V241H127V242H125L126 244H120L119 242H117V238L119 237V234H122L123 233V230H121V231H118V237L117 238H115L117 235V231H115V230H113L114 231V233H113V231H112V229L111 230H109L108 231V233H107V235H109V232H110V234H111V236L113 235V234H115V232H116V236H112L113 237V239L115 238V239H117L116 241L115 240H112V237L110 236L108 239L110 240V242H109V240L108 241H106L107 243H108V248L105 250V251H101V252H99L100 254L99 255H97V256H95V252L97 251L96 250V247L98 246L97 244H98V241H97V237H99L98 235L97 236H95L96 234L94 233L95 232V230H94V228L93 227H89L88 228V230L86 231H81V232H79V231H74L73 229V231L71 232V233H73V234H71V236L70 237H68V239H67V237H65L64 238V236L66 235V233L65 232H63V233H65V235H63V233H60V232H54L53 234L51 233V234H45V231L44 232H42V227L41 226H38V227H36V226H34V224L32 223V228H30L29 229V231H30V233H29V235H30V238L31 237H33V236H36V234H38V235H43L44 234V236H43V241H45L44 239H46V241L48 240V242H47V244L45 245V244H43V245H45V246H43L42 245V243L43 242H40V244L39 243H37V244H33V246L34 247H37V250H41V251H49V252H51L52 253V251L56 254V258L54 259L53 258V260L54 261H52L51 262V264H175L174 263V261L175 260H177L178 262H180V260H178L177 258L179 257H183L184 258V256L186 257V255H188V254H186V253H184L183 251H184V247L183 248H181V249H183V250H181L182 252L181 253H183V255L184 256H179L181 253L180 252H178L176 249L180 246L178 243V240H176L175 238H172L171 237V239H170V241L172 240V242L170 243V241H169V239H168V236H171V233H170V235L168 234L169 232H171L169 229L172 227V225H171V222H172V224H173V221L174 222H176V219H178V214L179 213H181V211L178 213L177 212V218H176V216L175 215H171L172 213L173 214H175L176 212L174 211V206H171V207H173L172 209H173V211L175 212H173V211H170V209H169V212H172V213H168V206H165V205H162L161 206V208H163V206H165V207H167V210H165L166 208H164V211H167V213H168V215H165L164 216V214H162L163 215V218L164 217H166V216H168V217H166V220H169V221H166V223H169L168 225H170L169 227V229L168 228H166L167 229V231H166V229H165V225L166 224H164V227H162V225H160L159 226V219H161L162 218V215L159 213L160 211L161 212H163V210L161 209V210H159V208L158 207H160V204H159V206H158V204H157V202H158ZM182 201H184L185 202V200H182ZM182 201L180 202V205H181V203H182ZM154 203H155V200L153 201ZM152 202V204H154ZM184 202H183V204H184ZM146 203V202H145ZM159 203V202H158ZM102 206L103 207H105V204H102ZM170 206V205H169ZM183 206H185V205H183ZM182 207V206H181ZM170 208V207H169ZM2 209H6V211L7 212H13V213H19V214H26L27 215V209H26V205L25 204H23V205H20V207H18V208H12V209H7L6 208V206H4V205H0V214H1V212H3V210ZM40 209V208H39ZM148 209H150L151 211H153V213H154V210L156 211V213L153 215H151V212H149L148 211ZM181 209V208H180ZM40 210H42V208L40 209ZM99 210L100 211H94V212H97V213H99V212H101V214L103 213V214H107L108 213V210L106 209V208H99ZM176 210V209H175ZM185 210V209H184ZM5 211V210H4ZM38 210L36 209V212H37ZM144 211V212H143ZM178 211H179V209H178ZM233 211V210H232ZM76 213H77V211H76ZM80 213V212H79ZM79 213L78 214H75V212L73 213L74 215H72V216H75V218H77L78 216H79ZM140 213V214H139ZM150 213V214H149ZM158 214V215H157ZM78 215V216H77ZM182 215V217H183V214H181ZM181 215L179 216V218L181 217ZM2 216V215H1ZM4 216V215H3ZM2 216V217H3ZM36 216L39 218V220L40 219H43V217H44V215L43 214H38V215H35V217L34 218H36ZM42 216V218H40ZM71 216V217H72ZM170 216V217H169ZM237 216V217H238ZM5 217V216H4ZM7 217L9 218V215H7ZM7 217H6V219H7ZM12 217V216H11ZM14 217V216H13ZM92 217L94 218V216L93 215H90L89 216V218L90 219H92ZM131 217V216H130ZM33 218V219H34ZM45 218V217H44ZM74 218V217H73ZM98 218V217H97ZM168 218V219H167ZM171 220H170V219ZM175 218V220H173ZM225 218V217H224ZM250 218H253V219H251L252 221L254 220V218H257L258 220H255L254 222H249L248 223V221H249V219ZM13 219V218H12ZM47 219V218H46ZM181 219V218H180ZM180 219H178V223L180 222ZM227 219V218H226ZM239 219V218H238ZM44 220V219H43ZM75 220V219H74ZM148 220H151L150 222L148 221ZM35 221H36V219H35ZM34 221V222H35ZM45 221V220H44ZM44 221H43V223H44ZM71 221V220H70ZM163 221H164V223H165V218L163 219ZM163 221H162V224H163ZM228 221V220H227ZM257 221V222H256ZM40 222H41V220H40ZM39 222V223H40ZM75 222V221H74ZM129 222H131V219H130V221ZM256 222V223H255ZM8 223H9V219H8ZM31 223V222H30ZM30 223H28V224H30ZM37 223V222H36ZM72 223V222H71ZM181 223V226H183L182 225V222H180ZM180 223H179V225L177 224V222L176 223H174L173 224V228L174 229H177L176 230V234H179L180 236L183 234V233H181L180 232V230H181V228H183V227H181L180 226ZM2 224H3V222L1 221V219H0V228L2 227ZM41 224V223H40ZM177 224V227L175 226ZM4 225V224H3ZM9 225V224H8ZM35 225H39V224H35ZM42 226H43V224H42ZM167 226V225H166ZM4 227V226H3ZM9 227V226H8ZM31 227V226H30ZM162 227V228H161ZM168 227V226H167ZM181 227V228H180ZM6 228V227H5ZM45 228V227H44ZM48 229V228H47ZM59 229V231L61 230L60 228H58ZM133 229V230H134ZM161 229H165V231L163 232V230H161ZM0 230H2V229H0ZM171 230H173L172 228H171ZM178 230H179V232H178ZM187 230V232H188V229H186ZM3 231V230H2ZM5 231V230H4ZM47 231V230H46ZM56 231V230H55ZM162 231V232H161ZM174 232H175V230H173ZM173 231H172V233H173ZM184 231H185V227H184ZM112 232V233H111ZM136 232V231H135ZM165 232H167L166 233V235H164V233ZM178 232V233H177ZM182 232H183V229H182ZM203 232V231H202ZM84 233H87V234H84ZM185 233V232H184ZM0 234H4V233H1L0 232ZM60 234H62L63 235V237H61V238H63V239H61L60 237H59V235ZM188 234V233H187ZM186 233L185 234H183L182 236L184 237V236H186L187 235ZM67 235H68V232H67ZM162 235L164 236V237H162ZM28 236V235H27ZM166 236V237H165ZM188 236H189V234H188ZM42 237V236H41ZM121 237H123V235L121 236ZM125 237V236H124ZM187 237V236H186ZM185 237V238H186ZM28 238H29V236H28ZM111 238V239H110ZM42 239V238H41ZM173 239H175L177 242L174 244L173 243ZM186 239H188V237L186 238ZM7 240H8V242H9V239L7 238ZM18 240V239H17ZM35 240L36 239H34V240H32V241H30L29 242V244H31L32 242H35ZM182 240V242L185 240H183V238L181 239ZM181 240H180V243H181ZM189 240V239H188ZM188 240H186V241H188ZM15 241V240H14ZM19 241V240H18ZM46 241H45V243H46ZM112 241V242H111ZM125 241V240H124ZM37 242V241H36ZM130 242H131V244H130ZM133 242V243H132ZM168 242V243H167ZM189 242V241H188ZM199 241H198V244L200 243ZM1 243V242H0ZM15 243V242H14ZM13 242H12V244H11V241H10V246H8L9 245V243H8V245H7V247H5L4 246V244L2 245V244H0V264H29V263H31L30 261H27V259L28 258H32L33 259V257H30V256H32V255H28V252H27V250L29 249V247L28 248H26L25 246L26 245H24L21 241H19V242H17V243H15L14 244ZM28 243V242H27ZM26 243V244H27ZM122 243H124V242H122ZM170 243V244H169ZM172 243L174 244V245H172ZM186 243V242H185ZM14 244V246H12ZM23 244V245H22ZM132 244H134V246L132 245ZM168 244H169V246H168ZM177 244V245H176ZM187 245H188V243H186ZM185 244V246L187 247V245ZM21 245L22 246H24L23 248H21ZM170 245H172V246H170ZM178 246L177 248H175L176 246ZM183 245V244H182ZM195 245H197V244H195ZM195 245H193L194 247H196ZM200 245V244H199ZM20 246V247H19ZM48 246H51V247H48ZM133 247V248H132ZM171 247V248H170ZM188 247H190V246H188ZM68 248H69V250H68ZM180 248V247H179ZM178 248V249H179ZM200 248V247H199ZM188 249V252H189V248H187ZM186 249V250H187ZM19 250V251H18ZM185 250V252H187ZM191 250V249H190ZM193 250V249H192ZM14 253H13V252ZM15 251H17V252H19V253H15ZM142 252L143 251V254H144V252H145V254H146V256H140V254H139V252ZM179 251H180V249H179ZM11 252V253H10ZM61 252H65L66 254L68 253L69 254V252H71V253H73V254H71L70 253V256H68V254H67V259H66V257L65 256H63V258L65 257V261L67 262H62V260L60 259V253ZM192 251H190V253H191ZM43 253V252H42ZM54 253H52V254H54ZM180 253V254H179ZM193 253V252H192ZM195 253H194V255H195ZM45 254V253H44ZM179 254V255H178ZM14 255H16V259H14L13 258V256ZM22 255V257L20 258V256ZM142 255V254H141ZM182 255V254H181ZM194 255L192 256V257H194ZM190 256H191V254H190ZM189 255H188V257H190ZM45 257H47V255L45 256ZM44 257V258H45ZM175 257H177L175 260H174V258ZM22 258H24V260L25 261H21L22 260ZM62 258V257H61ZM69 258V259H68ZM183 258H180V259H183ZM191 258V257H190ZM31 259V260H32ZM43 259V258H42ZM46 259V258H45ZM192 259V258H191ZM30 260V259H29ZM41 260V259H40ZM69 262H68V261ZM32 261H34V260H32ZM36 261V260H35ZM34 261V263H36ZM44 261V260H43ZM43 261H42V263H43ZM190 261H192V260H190ZM189 261V262H190ZM235 261H237V262H235ZM29 262V263H28ZM45 262V261H44ZM46 262H47V260H46ZM50 262V261H49ZM176 262V261H175ZM33 263V262H32ZM31 263V264H32ZM192 263V262H191ZM196 263V262H195ZM195 263H193V264H195ZM48 264V263H47ZM180 264H181V262H180Z\"/></svg>",
    "mask_w": 264,
    "mask_h": 264
},
{
    "label": "built area",
    "instance_id": "3",
    "mask_svg": "<svg viewBox=\"0 0 264 264\" xmlns=\"http://www.w3.org/2000/svg\"><path fill=\"white\" fill-rule=\"evenodd\" d=\"M54 2L73 4L74 0H55ZM79 2L81 6H86L83 13L88 17L97 18L105 23L110 22L124 30L134 31L133 33L138 36L143 31V26L134 11L141 7L136 6V9H133L129 0H79ZM146 12L149 14V10Z\"/></svg>",
    "mask_w": 264,
    "mask_h": 264
},
{
    "label": "crops",
    "instance_id": "4",
    "mask_svg": "<svg viewBox=\"0 0 264 264\" xmlns=\"http://www.w3.org/2000/svg\"><path fill=\"white\" fill-rule=\"evenodd\" d=\"M179 18H180V19H179L180 23H179L178 26L181 27V24L184 23V21L186 20V17H179Z\"/></svg>",
    "mask_w": 264,
    "mask_h": 264
}]
</instances>
